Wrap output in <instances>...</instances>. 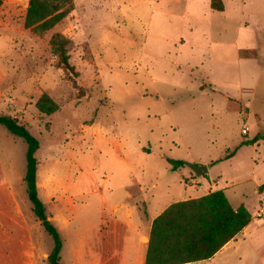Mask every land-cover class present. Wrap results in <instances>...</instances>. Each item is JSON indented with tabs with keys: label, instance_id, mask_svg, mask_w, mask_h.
I'll return each mask as SVG.
<instances>
[{
	"label": "rangeland",
	"instance_id": "rangeland-1",
	"mask_svg": "<svg viewBox=\"0 0 264 264\" xmlns=\"http://www.w3.org/2000/svg\"><path fill=\"white\" fill-rule=\"evenodd\" d=\"M74 1L44 32L24 25L29 0L0 3V114L40 142L39 195L59 230L60 264H142L146 217L204 194L191 185L198 175L188 163L196 160L212 163L234 208L254 213L214 264H264V147L239 148L264 135V0H226V13L204 0H166L162 9L143 0L108 8ZM242 11L238 27L232 19ZM190 23L212 35L191 40ZM55 33L70 40L74 72L58 65ZM44 93L56 112L38 109ZM27 148L0 124V264H50L55 247L28 198ZM177 161L184 164L173 170ZM2 176L11 183L1 185Z\"/></svg>",
	"mask_w": 264,
	"mask_h": 264
},
{
	"label": "trees",
	"instance_id": "trees-1",
	"mask_svg": "<svg viewBox=\"0 0 264 264\" xmlns=\"http://www.w3.org/2000/svg\"><path fill=\"white\" fill-rule=\"evenodd\" d=\"M74 8V0H29L24 25L40 32L50 30ZM211 8L223 11V0H211ZM69 43V38L61 33H55L50 40L59 67L66 72H74L70 63ZM36 105L46 114L58 110V104L46 93L38 99ZM0 124L15 136L23 138L28 145L27 169L24 176L28 198L36 217L55 240L54 250L48 256L49 262L60 264L62 240L59 230L50 219L46 205L39 195V160L36 153L40 142L25 124L13 116L0 114ZM181 164L184 162H175L173 170ZM260 187L263 188L264 183ZM252 218V213L245 205L237 208L232 206L224 189L171 203L153 220L145 264H189L209 260L229 241L236 238Z\"/></svg>",
	"mask_w": 264,
	"mask_h": 264
},
{
	"label": "crops",
	"instance_id": "crops-1",
	"mask_svg": "<svg viewBox=\"0 0 264 264\" xmlns=\"http://www.w3.org/2000/svg\"><path fill=\"white\" fill-rule=\"evenodd\" d=\"M77 1V0H76ZM113 0H78V5L80 6H86L87 8H95L97 6L96 3H99L98 5H100L101 7H105V8H108V7H111V3H112ZM145 3L147 4H150L152 5L153 7H156V8H164V6L166 5V0H143ZM181 0H173V2H180ZM190 1H193V3H196V0H190ZM205 1V7L209 5V11L211 12H219V13H226L227 11V2L226 0H223L224 4H225V9L223 11H216L214 9L211 8V0H204ZM29 3V2H28ZM210 12V13H211ZM212 15V14H211ZM245 13L242 11V14H241V17H236V18H233V22L236 23L238 25V27H241L242 26V23L245 21ZM251 24L248 22V25ZM227 25L222 26L220 29L221 30H227L228 28L226 27ZM189 28H190V33L193 35L191 36V40H193L194 37L196 36H199L201 37L200 39L201 40H208V36L209 35H212V32H209V31H201L199 34L196 32L197 31V24L196 23H190L189 24ZM194 32V33H193ZM182 38V37H181ZM194 41V40H193ZM186 41L184 40V42H181V44H184ZM245 57L249 58V59H253L255 62H256V59L255 58H250L249 56H246ZM240 60V59H239ZM260 65V64H258ZM206 82H209L210 83V86L212 85L213 88L212 90L214 92H218L220 93L224 98L228 99L227 96L224 94V92H222L223 90L220 89L218 86L214 85L213 83H211L209 80L206 79ZM202 83V82H201ZM200 85V84H199ZM220 89V90H219ZM256 89V88H255ZM255 89L252 90V94L254 96L255 94ZM249 98H252V97H240L239 99L240 100H243L245 99V101H248L251 105V101ZM230 100V99H228ZM258 110H261L262 113H264V108H260ZM243 116L244 114H247L246 117H248L249 115V112L247 110H243L242 112ZM248 122L245 120L243 125ZM243 125H242V128H243ZM249 125V124H248ZM251 129V126L249 125V131ZM248 131V133H249ZM243 133V132H242ZM246 133V134H248ZM245 134V135H246ZM261 144L262 147H261ZM246 145H251V147L253 148H263L264 147V135L263 136H255L250 140L248 141L247 143H242V145H240L239 148L243 147V146H246ZM199 165H205V166H208V171L207 173H205L204 175H198V177L196 179H194L193 181L194 184H191L192 186L196 184V182H198L200 185H203L204 186V194H207L210 192L211 188H214V189H224V191L226 190L224 187H221V186H217L216 182H215V179H218L219 180V183L222 181V177H218V178H214L212 175H211V170H212V163H204V162H201V161H193ZM4 165L2 164L1 160H0V170H4L3 169ZM4 173H2L3 175ZM197 175V174H196ZM11 183L9 181V179L5 178L4 176H2V179H1V185H4V184H9ZM264 183L263 182H260L259 185L261 186L262 184ZM212 189V191L214 190ZM226 193V192H225ZM185 200V199H183ZM167 208V207H166ZM254 214V213H253ZM252 214V215H253ZM263 215H264V210H263ZM153 220L154 218H152L151 220H149V217L147 216L146 217V221H147V224L148 226L151 224V227H152V223H153ZM247 228V226H246ZM150 232H151V229L150 231H148L145 235L141 234L140 235V241L145 245V252L144 254L141 256V260H142V264H145L146 263V257H147V252H148V243H149V238H150ZM240 234V233H239ZM239 234L236 236V238L232 239L231 241H229L219 252H217L211 259L209 260H205V261H202V262H196V263H200V264H214V262L216 261V259H218L221 255H223L227 250L231 249L232 245H234L235 241L237 240V237L239 236ZM189 264H195V263H189Z\"/></svg>",
	"mask_w": 264,
	"mask_h": 264
},
{
	"label": "water",
	"instance_id": "water-1",
	"mask_svg": "<svg viewBox=\"0 0 264 264\" xmlns=\"http://www.w3.org/2000/svg\"><path fill=\"white\" fill-rule=\"evenodd\" d=\"M188 166L197 174V175H204L208 171V166L199 165L197 163L189 162Z\"/></svg>",
	"mask_w": 264,
	"mask_h": 264
},
{
	"label": "built area",
	"instance_id": "built-area-1",
	"mask_svg": "<svg viewBox=\"0 0 264 264\" xmlns=\"http://www.w3.org/2000/svg\"><path fill=\"white\" fill-rule=\"evenodd\" d=\"M248 131H249V125H248L247 123H245V124L243 125L242 132H243L244 134H246V133H248Z\"/></svg>",
	"mask_w": 264,
	"mask_h": 264
}]
</instances>
